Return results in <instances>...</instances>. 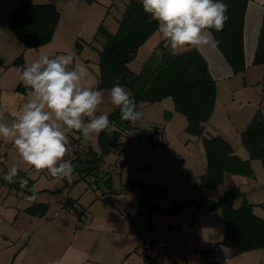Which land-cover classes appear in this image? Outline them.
<instances>
[{
  "label": "crops",
  "instance_id": "1",
  "mask_svg": "<svg viewBox=\"0 0 264 264\" xmlns=\"http://www.w3.org/2000/svg\"><path fill=\"white\" fill-rule=\"evenodd\" d=\"M52 3L55 5L54 2ZM263 6L264 0H250L247 5L244 26L246 70L243 73L234 75L216 46L196 48L206 60L209 72L216 82L217 89L213 113L205 125L203 136L222 137L231 145L233 153L243 160H247L249 155L241 145L240 133L246 128L257 111L260 112L264 120V104L260 101L259 106L257 104H255L256 106L254 104L249 105L247 107L248 111H242L241 114H237L238 111H241V109H238L239 106L244 104L245 100L243 99L236 104L238 108L232 106L235 102L233 95L234 89L229 90L227 83L232 78L247 74L249 68H253V72L257 71V78H255L257 83L259 84L261 81L264 88V64L260 66L252 65L262 22ZM56 8L58 9L57 6ZM249 9L252 12L250 16ZM109 12L110 10L107 11V14ZM3 19L0 17V22ZM8 30L11 29L9 28ZM8 30L0 33V111L5 113L8 117L7 122L11 123V113L17 111L30 99L27 94H22L15 90L20 82V72L13 65V62L21 55L25 65H27V58L25 56L27 53L33 54L35 60H37L42 55H48L49 57L58 55L59 50H56V53L48 51L50 48L48 46L52 45L55 41L57 31L54 32L52 40L48 44L26 49L22 46L16 32L13 30L11 31H13L20 46L13 45L12 47V45H8L6 42L7 39L2 37L7 34L6 32ZM97 41L100 44V47L97 49L98 51L102 44L101 37ZM8 46H10L9 49ZM85 61L89 62V59H85ZM219 84L222 85L224 92H230V97H227L223 102L219 98ZM240 87L241 91L246 90V77ZM262 96L264 97V95ZM246 103L249 104L248 101ZM137 139H139L138 136ZM189 141L202 146L200 138L192 136L186 142L188 143ZM129 142L131 143L132 140H129ZM154 147H156L155 143ZM124 148L128 156L123 153H113V155L125 156L124 161L121 160L118 163V166H122L123 168L122 171L116 174L118 177L109 168V163H117L118 160H113V158L110 160L104 159L102 164L104 169L101 170L100 167L101 176L104 179L111 177L114 193L108 194L106 186L100 183L98 189H101V195L91 197L89 199L90 201L88 200V205L82 204V195L84 192L89 189L95 191L94 186L87 183L82 188L81 193L78 192L76 196L67 197L77 202L78 213L72 214L78 218V221L69 220V223H67L66 221H62L61 218H57L58 216H53L55 213L58 214L63 210V201L59 200L60 207L58 206V209L54 208L52 210L50 199L54 195L50 197L47 195V192L55 194L56 192L66 190V186L68 189L73 187L74 184L66 185V181H64L65 183L63 185L56 184L55 188L48 186L39 188V191L36 193L38 199L35 202L28 200L26 196L14 194L13 186L10 187L6 196L3 197L0 194V264H147L142 250V242L145 236H150L156 240L168 239L171 241L173 253L167 259L166 264H180L178 254L182 255L187 252L193 253L194 258L199 260V264H227L226 261L229 262L231 259L235 260V258H232V254L228 251V248L217 245L224 234V221L220 210L218 208L210 209L209 206L197 207L195 205L198 198L202 195L209 197L212 201L218 199L213 200L210 197L217 189L210 193H201L202 190L199 187V178L204 173L206 164L204 149L202 154L197 151V153L193 152L187 155L184 163L185 167L181 171L176 173L173 169H169V172L166 173L163 167L159 168L156 166V168H152L151 165L146 163L139 164L135 161L138 153L136 151H128L125 146ZM0 157L4 159L0 163V167H4L5 171H8L9 166L16 165L20 169L19 177L24 175L33 181L31 187L16 189V192L24 191L27 193L29 191V194L32 195L30 190L40 180L42 171L38 173L33 168L35 174L38 173V176L36 179H31L30 170L32 167L22 162L11 141L0 139ZM69 158V156L65 157V159ZM124 163L127 165L126 167L123 166ZM7 164L8 166H6ZM250 164L254 173L252 177L226 174L224 182L220 187L225 186V191L230 187H237L240 198L236 201V205L238 206L242 199L245 198L248 203L253 205L254 214L263 217L264 170L261 163L259 165L255 160H251ZM130 167L137 171L143 170L148 172L151 179L146 184L149 185H146L143 181L136 180L132 175H128L125 184L123 183L121 185L124 179L123 173ZM182 171H185L195 181L196 178L198 179L196 186L193 187L195 191L192 195L186 197V202L182 205L176 203V198H174L170 204L167 201L160 208L156 206L152 209L146 205V203L152 204L151 198H148L146 195L138 198L140 196L139 191L132 198L127 196L130 189H142L143 187L150 186L154 190L156 185H159L160 188L162 187L165 194L171 189L175 191H187L189 188L182 189L175 183L176 178ZM152 174L154 178H152ZM74 177L73 181L78 180L79 176L75 175ZM117 178L121 186L119 189L115 188V180ZM128 178L139 185L122 190L127 185ZM0 180L1 185L5 180L2 178ZM5 183L7 182L5 181ZM105 195H108L107 198ZM33 204H44L46 205V209L41 214L27 213L25 210ZM185 205L190 210L193 209V213L184 220L174 221V218L177 216L174 214H178L181 206ZM62 215L64 214L62 213ZM193 222H195V226L190 225ZM62 226H65L67 230L71 229L73 235L65 244L64 249L59 243L61 235L60 227ZM56 245H59L57 253L54 251ZM45 248L50 250L51 259H47V256L45 257L43 253V249ZM140 251L142 254H140ZM204 251H207L208 254L203 255ZM249 254L257 255L264 262L263 250H253L238 255L251 259V256L254 255L250 256Z\"/></svg>",
  "mask_w": 264,
  "mask_h": 264
},
{
  "label": "trees",
  "instance_id": "2",
  "mask_svg": "<svg viewBox=\"0 0 264 264\" xmlns=\"http://www.w3.org/2000/svg\"><path fill=\"white\" fill-rule=\"evenodd\" d=\"M249 1L222 0L228 5L226 13L228 21L223 31L210 30L218 41L216 48L234 75L246 70L244 26ZM84 2L94 4L99 3L100 0H84ZM11 15L10 29L16 32L20 43L26 49L48 44L52 40L60 19V13L53 3H34L33 0H18ZM149 19L139 0H126L115 32H109L103 23L98 26L93 40L101 37L102 44L98 50V81L95 86L100 90H110L115 83L114 78H118L120 84L134 97L137 111L140 106L155 104L168 98L172 100L174 111L186 119L184 132L201 139L206 162L205 171L199 178L201 193H210L218 189L223 184L226 174L252 177L254 173L250 164L251 160H258L264 170V120L259 111L253 115L246 128L240 133L241 145L249 155L247 160L234 154L231 145L222 137L203 136L205 125L213 113L217 89L206 60L196 48L190 47L181 53H174V50L168 53L164 50V45L167 43L165 41L160 44L161 54L158 59L152 52L138 73L129 68L128 65L137 55L138 49L157 31V22L149 23ZM81 48L82 44L79 41L76 42L74 52L80 54ZM263 64L264 6L252 60L253 66ZM13 65L18 69L25 65L21 55L15 59ZM15 90L27 94L21 81ZM164 116L170 117V112L165 111ZM109 120L114 131L107 129L98 135V149L88 146L81 152L75 150V156L69 158L79 177L71 183L66 179L63 180L66 181V185H73L83 180L93 185L94 189H98L102 183L106 186L108 194L115 192L112 189L111 177L104 179L101 176L100 167L105 156L109 154L123 153L128 156L124 148L126 139L124 141L123 136L127 134V141L131 140L130 136L135 135L137 122L132 124L121 120L119 108L109 113ZM158 131L159 128L153 126L152 133L149 135L150 147H154L152 138ZM21 177L26 178L24 175ZM2 184L13 186L15 189L21 188L18 182L9 184L4 181ZM32 184L33 181L28 179L26 187H31ZM137 185L139 184L128 178V183L122 190ZM237 195H239L238 188L233 186L216 201L202 195L195 205L220 210L224 221V234L217 245L228 248L234 255L253 250L264 251V216L255 215L253 205L245 198L238 206H235L234 200ZM62 208L78 213L77 202L71 198L63 201ZM45 209L44 204H33L25 211L29 214H41ZM203 253V255L208 254L207 251Z\"/></svg>",
  "mask_w": 264,
  "mask_h": 264
},
{
  "label": "rangeland",
  "instance_id": "3",
  "mask_svg": "<svg viewBox=\"0 0 264 264\" xmlns=\"http://www.w3.org/2000/svg\"><path fill=\"white\" fill-rule=\"evenodd\" d=\"M126 0H100L99 3L94 4H87L84 2V0H33L34 3H52L54 2L55 5L58 7L59 13L61 15L60 20L57 24V27L55 31H57L55 36V41L52 45L48 46L50 47L48 51L56 53V50H59L58 55L66 54L69 51H74V47L76 44V41H79L82 44L81 52L80 54H76L74 59V64H83L85 65L88 70L91 79L93 80V84L96 85L98 81V51L97 49L100 47L99 42L97 41L99 37L94 41L93 36L96 33V30L98 26L103 23V25L107 28L109 32H114L117 27V21L121 17V14L123 12L124 3ZM140 1V0H139ZM108 2V3H107ZM18 4V0H0V17L6 19L9 17L12 12L15 10L16 6ZM109 6V7H108ZM110 10V12L107 14V11ZM251 10L249 9V16H250ZM3 19V20H4ZM7 34L2 37H5L7 40L6 42L8 45H18V41L15 38V35L13 31L8 30L6 32ZM165 40L161 36V34L156 31L139 49L137 52V55L135 58L129 63V68L135 72L138 73L144 62L150 57L152 52L155 53V57H159L161 54V47L160 44L164 43ZM167 43L164 45V50ZM191 46H186L184 48H177L174 50V53H181L185 51L187 48H190ZM10 46H8V49ZM53 53V54H54ZM27 65H30L33 61H35V56L31 53H27ZM85 59H89V62H86ZM253 68H249L247 74L239 75L236 78H232L230 81H228V89L233 90L234 100L232 106H236L238 102L241 100H245L244 104H241L238 109H241V111H238L237 114H241L242 111H248V106L254 104H257L259 106V102L262 101L264 104V88L263 84L260 81L258 84L256 79L257 78V71L253 72ZM259 75V74H258ZM246 77L247 82V88L246 90L241 91V84L244 81ZM126 91L130 93V91L125 88ZM104 92V102L99 106L98 115L101 113H110L115 108L114 105L110 102V90H102ZM218 93L220 101L223 102L226 100L229 96V91L226 93L223 91V87L221 84L218 85ZM246 101L249 102V104L246 103ZM258 108V107H257ZM262 108V107H260ZM138 111L142 113V118L137 121V129L135 130V135L130 136L132 142L130 143L127 137V134H124L123 140L125 142V147L128 151H136L138 155L135 158V161L139 164H149L152 166V168H156L158 166L159 168L163 167L165 168L166 173L169 172V169H173L174 172H179L181 169L185 167V159L187 155H190L193 152L198 151L200 154L203 152V148L201 145H196L192 141L186 142L187 139H191L192 136H189L184 132V127L186 125V119L183 115L177 113L173 109V103L171 99H165L161 102L155 103V104H147L145 106H140ZM168 111L170 112V117L166 118L164 116V112ZM233 113V111H231ZM236 113V112H235ZM222 118V117H221ZM225 121V120H224ZM153 126H157L159 128V131L156 135L153 136L152 140L156 144V147L150 148V138L149 135L152 133ZM210 131V130H209ZM137 136L139 139H137ZM209 136V135H207ZM77 139V141H76ZM193 139V138H192ZM70 145H71V152L67 155L70 158H73L74 151L77 150L78 152L84 151L88 146H91L95 149H98V135L92 134L90 136H84L81 133L78 132H72L69 135ZM73 145V147H72ZM151 149V150H150ZM197 157V154H196ZM113 158V160H118L117 163H109L110 171L114 172L115 176L118 177L119 171H122V166H118V163L125 159L124 155H113L109 154L105 156L104 159L110 160ZM196 159V158H195ZM112 160V161H113ZM257 164L260 165V162L258 160H255ZM8 166V164L6 165ZM126 167L127 165L124 163L123 165ZM10 166L8 167V169ZM104 169V166H101V170ZM157 170V169H156ZM3 171V172H2ZM7 173L5 171L4 167H0V179L4 177V175ZM39 173V172H38ZM38 173L35 174V170L33 168L30 170V178L36 179L38 176ZM102 174V173H101ZM104 174V173H103ZM112 174V173H111ZM124 179L122 181L125 184L126 177L128 175L134 176L136 180H140L145 182V184L151 179V176L148 172H145L143 170H134L133 168H128L127 171H124ZM77 175V173H74V176ZM33 178H32V177ZM75 178V177H74ZM73 178V179H74ZM152 178H154V175L152 174ZM198 179L196 178V181ZM156 182V181H155ZM64 181H58L55 178L51 177L50 174L47 173L46 170L41 172V178L40 180L34 185V187L30 190L31 193L35 192L37 193L39 188L42 186H48L50 188H55L56 184H64ZM157 184V183H155ZM87 185V182L81 180L78 183H75L73 187L67 188L66 190L62 192H56L55 194H50L47 192L48 196H53L50 199L51 202V209L54 208L58 209V206L60 207V201H64L67 197H73L76 196L77 193L82 192V188ZM149 185V184H146ZM120 183L119 179L117 178L115 180V188L119 189ZM225 186L219 187L216 191H214L211 194V198L213 200H216L219 196H221L225 192ZM0 194L6 196L10 190L9 185L1 184L0 185ZM68 190V191H67ZM89 189L88 191L84 192L82 195V204L88 205L89 199L94 196H100L101 195V189ZM189 190V191H188ZM187 191H180V190H174L171 189L167 194L164 193V190L162 187L160 188L159 185H156L154 190L151 189L150 186H146L141 188H134L130 189L127 196L128 197H134L137 195V192H140V198L141 196L144 197L145 195L148 196V198H151L152 204H147V206H150V208H154L166 204L167 201H169V204L176 198V203L183 204L186 202V197L188 195H192L195 191L194 188H189ZM14 194H20L23 196H31L29 194V191L26 193L24 191L16 192V189L14 188ZM106 198L108 195H105ZM111 196V195H110ZM42 198V197H41ZM240 198V195L236 196L235 199V206H237L236 201ZM56 200V201H55ZM89 200V201H88ZM197 200V199H196ZM188 206H181L180 212L178 214H174L175 216L179 215L174 218V221L177 220H184L187 216H190V214L193 213V209L190 210L187 208ZM205 211V210H204ZM62 213L64 215H62ZM159 216V215H158ZM157 216V217H158ZM61 218L62 221H66L69 223V220H76L78 221V218L72 214V212L63 209L58 213V217ZM158 219V218H155ZM192 226H195V222L193 224H190ZM145 226V225H144ZM60 246L64 249L65 244L72 238V231L71 229H66L65 226L60 227ZM59 245H56V251L58 249ZM231 252V250H228ZM43 253L45 257L47 256V259H51L50 250L45 248L43 249ZM140 254L142 252L140 251ZM232 254V252H231ZM254 255L251 256V259L245 258V256L242 255H234L232 254V258H235V260L231 259L227 264H264V262L257 257L255 254H249ZM178 257L180 259V264H199V260L197 258H194L193 253L187 252L186 254H178ZM49 264V263H47Z\"/></svg>",
  "mask_w": 264,
  "mask_h": 264
},
{
  "label": "clouds",
  "instance_id": "4",
  "mask_svg": "<svg viewBox=\"0 0 264 264\" xmlns=\"http://www.w3.org/2000/svg\"><path fill=\"white\" fill-rule=\"evenodd\" d=\"M149 23L156 21L157 31L171 50L191 46L218 45L211 29L223 31L228 21V5L222 0H140ZM76 53L49 57L42 55L30 65L18 69L28 99L11 113L12 122L0 111V139L11 141L22 162L37 172L46 170L58 181H73L75 166L69 154V133L99 135L112 129L108 113L97 114L104 92L93 84L88 68L74 64ZM110 89V102L120 110V119L135 124L142 118L134 97L118 78ZM18 166H11L3 179L28 185L19 177ZM35 202V192L27 197Z\"/></svg>",
  "mask_w": 264,
  "mask_h": 264
},
{
  "label": "built area",
  "instance_id": "5",
  "mask_svg": "<svg viewBox=\"0 0 264 264\" xmlns=\"http://www.w3.org/2000/svg\"><path fill=\"white\" fill-rule=\"evenodd\" d=\"M71 147L69 146V153L71 152ZM4 159L0 157V163ZM175 183L182 189L193 187L196 184L195 179L189 176L185 171H182L180 175L176 178ZM57 217L58 214L53 215ZM142 250L147 264H166L167 259L173 253V247L171 241L166 240H156L150 236H145L142 242Z\"/></svg>",
  "mask_w": 264,
  "mask_h": 264
},
{
  "label": "water",
  "instance_id": "6",
  "mask_svg": "<svg viewBox=\"0 0 264 264\" xmlns=\"http://www.w3.org/2000/svg\"><path fill=\"white\" fill-rule=\"evenodd\" d=\"M11 20H12V15H10L8 18H6L0 22V33L4 32L5 30H8L10 28ZM165 51L168 53H171L173 50H171L170 47L166 45Z\"/></svg>",
  "mask_w": 264,
  "mask_h": 264
}]
</instances>
